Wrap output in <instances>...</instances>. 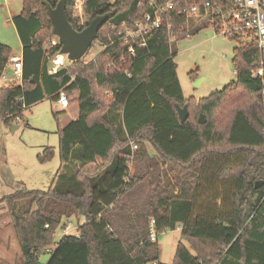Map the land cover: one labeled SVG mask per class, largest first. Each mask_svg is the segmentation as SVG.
I'll return each instance as SVG.
<instances>
[{
  "label": "trees",
  "instance_id": "16d2710c",
  "mask_svg": "<svg viewBox=\"0 0 264 264\" xmlns=\"http://www.w3.org/2000/svg\"><path fill=\"white\" fill-rule=\"evenodd\" d=\"M61 1L23 0L14 19L24 45L22 85L0 88V120L9 127L22 119L23 106L58 102L62 91L79 107L78 120L58 132L60 190L54 181L48 191L23 189L0 199L12 213L24 264H42L45 254L46 264H162L159 237L178 226L191 251L179 243L173 264H264V184L256 189L264 183V77L251 76L262 66L259 50H235L237 80L198 103L185 98L174 60V46L184 39L171 52L164 28L138 53L130 77L107 71L115 47L89 65L83 57L50 75L62 47H48V5L55 9ZM64 1L77 32L113 12L108 23L120 22L138 2L86 0L80 19L75 0ZM107 29L93 45L109 43ZM12 57L0 43V78ZM189 76L197 79L195 72ZM177 107L188 109L185 123ZM202 115L205 124L199 123ZM131 143L138 150L123 189ZM54 156L46 148L38 160L45 164ZM19 201H30L21 216L14 211ZM73 216L84 220L77 235L56 241Z\"/></svg>",
  "mask_w": 264,
  "mask_h": 264
},
{
  "label": "rangeland",
  "instance_id": "374dc122",
  "mask_svg": "<svg viewBox=\"0 0 264 264\" xmlns=\"http://www.w3.org/2000/svg\"><path fill=\"white\" fill-rule=\"evenodd\" d=\"M8 1L12 5L18 4L21 9L23 8V0ZM0 13H2L1 10ZM1 21L0 16V23ZM11 34L7 35L8 42L14 44V37ZM241 47L242 45L238 42L215 37L211 29L175 44L174 60L178 67V76L185 98H194L198 103L235 82L237 74L233 58L235 50ZM101 52L102 47L99 43H95L84 57L86 65L92 63ZM9 72L10 69H6L7 79L11 76L12 80L13 75L12 73L9 75ZM191 72H195L197 76L195 81L189 76ZM4 82V79L0 80V86ZM77 113V103L72 102L70 108L64 110L57 101L48 98L25 109L22 119L15 121L11 127L0 120V199L23 189L45 192L54 181V188L60 190L58 172L61 169V161L58 132L59 129L65 128L75 120L74 116ZM15 127L17 129L13 130ZM147 147L154 156L152 148L149 145ZM46 148H53L55 156L52 161L42 164L38 160V155ZM134 165L135 163L132 169ZM73 166L78 168L80 165L74 161ZM29 202L16 203L14 211L17 216H21L29 209ZM37 209L38 207L34 206L33 210ZM63 219L65 220V217ZM83 223V219L77 220L73 216L67 220L65 228L55 234L56 241H59L62 236H76L79 225ZM44 230L49 231L50 228L46 226ZM181 233L182 226H178L175 230L166 231L159 237L162 264L174 263L176 250L181 242L191 251L190 245L182 241ZM50 249L54 250L55 246ZM49 258V254L43 255L41 263L46 264ZM24 263V250L17 238L12 213L6 204H0V264Z\"/></svg>",
  "mask_w": 264,
  "mask_h": 264
},
{
  "label": "built area",
  "instance_id": "2783aa9c",
  "mask_svg": "<svg viewBox=\"0 0 264 264\" xmlns=\"http://www.w3.org/2000/svg\"><path fill=\"white\" fill-rule=\"evenodd\" d=\"M85 2L86 0H75L76 18H82ZM107 24L109 43L100 45L102 52L111 47L116 48L107 71L121 72L130 77V69L136 62L138 53L148 48L153 34L160 29L164 28L167 33L171 52L173 44L179 38L190 39L195 31L200 33L211 29L215 37L229 39L245 47H256L262 57V66L253 69L251 76L264 77V0H138L125 19ZM57 45L61 43L53 36L48 47ZM68 62L66 55L58 54L51 60L49 74H57L67 67ZM9 65L13 83L22 85L23 58L12 57ZM58 104L64 110L70 108V100L64 91L59 94ZM23 109L26 107L23 106ZM16 121H20V118ZM137 150L138 145L131 143L129 171L123 189L132 179V166ZM152 240H156L154 232Z\"/></svg>",
  "mask_w": 264,
  "mask_h": 264
},
{
  "label": "water",
  "instance_id": "95a60500",
  "mask_svg": "<svg viewBox=\"0 0 264 264\" xmlns=\"http://www.w3.org/2000/svg\"><path fill=\"white\" fill-rule=\"evenodd\" d=\"M48 14L53 27V36L57 37L62 45L61 54L66 55L70 62H75L85 57L94 41L97 40L101 29L116 16V13L113 12L97 17L86 29L82 32H77L68 21L64 0H62L55 9L48 5ZM177 111L181 122L185 123L189 118L188 109L186 107H177ZM199 123H206L203 115L200 116ZM14 129H17V127L13 128V130ZM263 184V182L257 183L256 189Z\"/></svg>",
  "mask_w": 264,
  "mask_h": 264
},
{
  "label": "crops",
  "instance_id": "0c3cea01",
  "mask_svg": "<svg viewBox=\"0 0 264 264\" xmlns=\"http://www.w3.org/2000/svg\"><path fill=\"white\" fill-rule=\"evenodd\" d=\"M0 10L2 12L0 13V16L2 17V21L0 23V43L9 46L12 49L13 57L18 56L23 58L24 45L20 39V36L18 34L14 22V19L21 14L22 9L19 7L18 4L15 5L13 3L12 5L8 0H0ZM6 28H8L7 30L12 32V34L9 31H7ZM8 34H11L12 37H14V44H10V42H8L9 41L7 38ZM8 68L10 69L9 72L10 75V73H12L10 65H8L6 69ZM6 74L7 73L5 70L2 78H0V80L4 79L5 82L0 86V88L6 84L13 83V81L10 78L11 76H9L10 79L9 80L7 79L8 76ZM78 118H79V107H78V113L74 116L75 120H73L72 122L77 121Z\"/></svg>",
  "mask_w": 264,
  "mask_h": 264
}]
</instances>
